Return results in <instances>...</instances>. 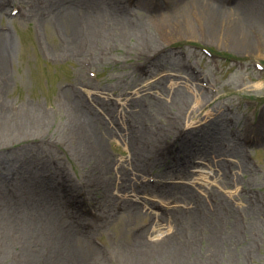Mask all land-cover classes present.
Here are the masks:
<instances>
[{
  "label": "rangeland",
  "instance_id": "obj_1",
  "mask_svg": "<svg viewBox=\"0 0 264 264\" xmlns=\"http://www.w3.org/2000/svg\"><path fill=\"white\" fill-rule=\"evenodd\" d=\"M213 2L240 37L193 0L190 27L172 0H0V264H264V0Z\"/></svg>",
  "mask_w": 264,
  "mask_h": 264
},
{
  "label": "bare ground",
  "instance_id": "obj_2",
  "mask_svg": "<svg viewBox=\"0 0 264 264\" xmlns=\"http://www.w3.org/2000/svg\"><path fill=\"white\" fill-rule=\"evenodd\" d=\"M188 1H190V0H188ZM188 1L187 0H172V4H171L172 8L171 9H172V11L176 12L175 19H178V20L183 19L184 22H182V25L190 27V25H188V23H189L188 20L184 16V8L186 6H189ZM193 3H196L198 5L199 10L201 11L200 12L201 16L203 17V19H205V21L207 20L208 22H210L211 26L213 25L214 27H216L217 21H219V23H221V21H223V22L227 21V24H228V20L229 21L230 20L232 21V19L235 21L237 20V23H234L235 29L232 30L233 31L232 33H234L237 37H240V31L242 30L240 24H242L244 22L243 21L244 13H243V10H241V11L239 10L238 6H234L232 8H230V7L227 8V6H222L218 3L213 2V0H193ZM189 10L191 12V10H192L191 6H190ZM168 17H169V14H166V13H164L160 17L159 16L156 17L155 19H157V22H154V24L152 23L153 27L159 28V29H163L164 27L167 28V23H168L167 21H168V19H170ZM111 19H112V27L114 29L120 30L123 28L122 20L120 18L112 15ZM178 20H177V22H178ZM92 23H93V25L96 24L95 26H93L91 28L93 31L92 34H95L94 33L95 30H97V32H98L99 29L104 26L103 23H100L99 18H97L96 21L93 20ZM204 27H206V25H204ZM214 27H213V29H214ZM220 28H221V26H219L218 30H220ZM225 29H227L226 26H225ZM242 38L247 40V38L245 36H242ZM7 41H8L7 34L5 32H1L0 33V65L4 69L6 68V62H7V59L9 57L8 53H10V51H9L10 49H9L8 44H7ZM187 87L193 90V88H191L192 87L191 84H187ZM80 112H81V110H80ZM36 114H38L37 116L40 118L42 123L47 122V120H48L47 113L41 112V113H36ZM85 116H86L87 122L88 123L91 122L90 118L86 115V113H85ZM78 118H80V116H78ZM4 119L2 120L3 122H1L0 127L4 130L7 129V131L3 130L2 134H3V132H7V133L9 132L8 134L13 133L15 131V127L17 125H19V123H20V122H18V121H20L19 120L20 118L17 119V116H16V118H12L10 120V122L6 121ZM113 128L114 127L112 125V130L110 129L112 132L107 128L105 129L103 126H102V129L98 128V131L100 132L99 142H98L100 149L103 148L102 146L104 145V142L111 138L110 136L114 133ZM100 151L102 153L100 157L103 159V163H104V164H101V169L103 170V172L107 173V175L112 173V176H113L114 172L116 173V171L114 169H112L111 165H109L110 160L107 157V155L105 154V152L102 149ZM199 161L201 162V160H199ZM178 173L179 172H176V174H178ZM180 174L184 175V174H182V171ZM109 176H111V175H109ZM178 176H180V175L175 176L172 173L170 175V178H176ZM205 177H206V172L204 171V172H201L198 175H196L194 177V179H198L200 181V179H204ZM192 181H194V180H192ZM127 192H128L127 196H132L131 197L132 200L138 201L139 197H138V194L136 193L135 189H129ZM49 216L51 218L53 216V219L55 220V222L63 219V217H62L63 215H61L59 212H53ZM49 220H51V219L49 218ZM173 224H176V223L174 221H172V219H171L169 221V231H172V232H170L169 234H163V232H160V234H158L159 235L158 238L155 239V240H157L156 242H160L161 240L165 241V238L170 237L168 240H166L165 242L160 244L162 249L165 248L168 244L169 245L174 244L173 242L175 241L177 235L173 234L176 231L175 226ZM160 229H162L161 226L158 229H155V231L156 230L160 231ZM68 231L69 230H66V235L64 236L65 238L63 237V239L62 240L60 239V242L57 243L59 246H60L62 241H69V242L71 241V233L68 234ZM70 232H73V230H70ZM172 235H173V237H172ZM73 254H76V255L80 256L81 258H85V255H83L80 251H78V249H77V251L73 252Z\"/></svg>",
  "mask_w": 264,
  "mask_h": 264
}]
</instances>
